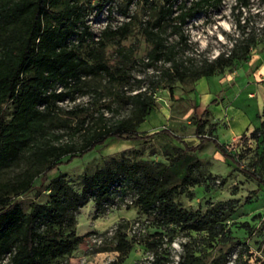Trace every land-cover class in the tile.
<instances>
[{"label": "rangeland", "instance_id": "1", "mask_svg": "<svg viewBox=\"0 0 264 264\" xmlns=\"http://www.w3.org/2000/svg\"><path fill=\"white\" fill-rule=\"evenodd\" d=\"M96 1L92 0V4ZM126 3L127 0H113L111 13L105 6L100 12L93 10L87 15L94 38L105 25L114 28L130 22V30L124 37L106 39L98 49L112 69L115 66L124 69L122 79L109 80L104 74L86 76V91L78 93L74 100L58 102L59 108L44 120L47 136L61 134L58 141L76 139L78 134H72V128L79 126L83 118L92 121L100 111L109 122L127 116L132 108L127 94L149 83L150 68L143 63L153 45L141 30L146 20L157 17L164 1L132 0L124 16L120 9ZM238 13L235 0H223L218 8L197 13L184 26L189 37L184 54L198 60L226 51L231 38L238 34L235 23ZM243 17H249L246 30L255 28L258 31L264 22V3L251 0V9H242L240 18ZM164 36L168 42L178 38L171 25H167ZM91 46L95 44L83 46L81 53L88 54ZM120 46L123 47L121 53ZM171 86L172 91L166 84L153 89V103L136 128L142 135L160 129L169 130L171 135L156 133L146 140L108 138L81 155L70 159L63 156L57 170L37 176L31 189L11 195V199L19 201L22 210L27 212L33 199L38 203L49 200V184L59 173L65 175L74 189L80 190L84 176L112 163L113 158L140 162L151 171L166 168L169 182L178 185L173 201L188 212L197 209L205 212L222 202V222L239 243L227 253L228 245L224 241H209L203 230L157 226L154 212L145 213L136 204L132 180L123 179L121 186L99 209L95 208L93 200H88L74 211V221L68 228L75 232L71 239L80 237L81 240L73 244L61 264H116L119 254L115 250L116 232L120 222L132 247L117 264H152L155 254L143 241L151 239L155 232H160L163 238L158 254L169 259L163 264H178L186 250L197 256L201 264H210L217 257L224 262L220 264H264V188L256 189L257 181L241 170V167L249 168L264 180V127H260L264 120V39L251 50L248 60L235 61L222 73L175 81ZM75 105L81 107V111L70 113ZM204 108L208 112L202 115L205 121L201 131L196 133V120ZM11 109V103L4 104L6 119ZM198 135L216 137L230 153L238 154L240 166L225 159L212 141L200 143ZM198 143L199 148L193 152L183 150L184 144L194 146ZM188 165L192 168V178L199 183L185 185L180 182ZM25 166V158L20 157L0 170V181L13 178ZM43 228L45 224L41 223L39 229Z\"/></svg>", "mask_w": 264, "mask_h": 264}, {"label": "trees", "instance_id": "2", "mask_svg": "<svg viewBox=\"0 0 264 264\" xmlns=\"http://www.w3.org/2000/svg\"><path fill=\"white\" fill-rule=\"evenodd\" d=\"M112 1L97 0L92 4V0H0V170L20 157L26 161V166L16 176L0 181V264H61L73 244L81 240L80 237L71 239L75 232L68 228L74 221V211L88 200H93L95 208L99 209L121 186L123 179L132 180L136 204L145 213L154 212L157 226L176 225L187 231L203 230L209 241H224L228 245L227 253L239 243L222 222V202L205 212L201 209L188 212L173 201L178 185L169 182L166 168L151 171L140 162L113 158L112 163L84 176L80 190L74 189L65 175L59 173L49 184V200L38 203L33 199L27 212L22 210L19 201L11 199V195L31 189L37 176L43 177L57 170L63 156L70 159L81 155L108 138L146 140L156 133L171 135L167 129L144 135L136 130L153 103V89L166 84L172 91L171 84L175 81L222 73L235 61L248 60L251 50L264 39V22L258 31L255 28L246 30L249 17L240 18L242 9H251V0H235L239 9L235 21L238 34L231 38L230 47L213 58L196 60L184 54L189 40L184 26L197 13L218 8L223 0H163L157 17L142 25V35L153 45L143 63L150 68L149 83L127 94L132 107L130 114L109 122L100 111L92 121L83 118L79 126L72 128V134H78L76 139L58 141L61 134L49 137L44 126V120L59 108L58 102L74 100L78 93H84L86 76L104 74L109 80H118L125 73L122 67L112 69L101 58L98 49L103 47L106 39L124 37L130 30V22L125 21L114 28L105 25L94 38L87 19L91 11L100 12L105 6L111 13ZM260 1L264 3V0ZM131 2L127 0L120 9L122 15L127 16ZM167 25L178 34L174 42H168L164 36ZM91 43L95 46L83 55L81 48ZM122 49L120 46V53ZM7 102L12 105L8 119L4 117ZM192 107L196 115V104L193 103ZM77 111H81L77 105L69 110L70 113ZM207 112L208 109L204 108L198 116L196 133L201 131L205 121L202 115ZM260 127H264V120ZM198 137L200 143L212 141L225 159L236 167L240 166L238 154L230 153L216 137ZM200 143L194 146L184 144L183 150L193 152ZM241 170L257 181L256 189L264 188V180L253 170L244 167ZM192 173L191 165H188L180 182L185 185L199 183L192 178ZM41 223L45 228L39 229ZM153 235L143 244L155 254L152 264H163L169 259L158 254L162 234L155 232ZM131 247L120 222L116 232L115 250L119 253L116 264L123 261ZM198 259L186 250L178 264H201ZM220 260L221 257H217L210 264L224 263Z\"/></svg>", "mask_w": 264, "mask_h": 264}, {"label": "crops", "instance_id": "3", "mask_svg": "<svg viewBox=\"0 0 264 264\" xmlns=\"http://www.w3.org/2000/svg\"><path fill=\"white\" fill-rule=\"evenodd\" d=\"M246 119L248 120V118L246 117Z\"/></svg>", "mask_w": 264, "mask_h": 264}]
</instances>
